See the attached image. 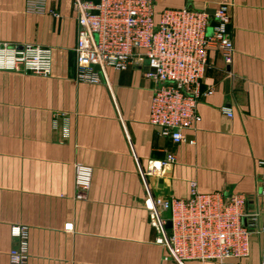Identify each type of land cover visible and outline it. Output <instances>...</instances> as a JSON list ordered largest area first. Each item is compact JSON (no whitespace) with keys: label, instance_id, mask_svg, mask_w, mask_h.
<instances>
[{"label":"crops","instance_id":"1","mask_svg":"<svg viewBox=\"0 0 264 264\" xmlns=\"http://www.w3.org/2000/svg\"><path fill=\"white\" fill-rule=\"evenodd\" d=\"M223 1L156 0L155 9L213 11ZM228 1L234 63L209 49L201 89L214 93L199 100L200 122L176 144L150 122L146 65L107 67L97 84L77 79L73 0H48L58 15L29 13L25 0H0V42L53 49L49 76L0 70V264H10L17 245L14 224L29 227L28 264H178L164 259L148 199L188 198L193 183L201 193L244 194L263 225L264 0ZM170 152L176 160L166 174L144 176L151 160L166 162ZM77 163L93 168L85 199L75 197ZM70 222L74 229L66 231ZM261 245L257 230L248 256L204 264H260Z\"/></svg>","mask_w":264,"mask_h":264},{"label":"built area","instance_id":"2","mask_svg":"<svg viewBox=\"0 0 264 264\" xmlns=\"http://www.w3.org/2000/svg\"><path fill=\"white\" fill-rule=\"evenodd\" d=\"M73 4L78 20L77 79L97 84L107 67L121 71L132 64L146 65L144 74L153 82L150 122L174 143L184 141V130L195 128L201 120L199 100L214 93V87L201 89L209 49H218L227 66L234 63L232 2L225 0L213 11L182 7L166 8L158 14L156 0H73ZM25 10L58 15L48 7V0H25ZM52 67L53 49L49 46L0 42V70L23 69L49 76ZM224 111L232 116L229 108ZM63 134L68 136L67 127ZM175 160L174 152L166 162L151 160L144 176L166 174L167 165ZM92 179V166L75 165L77 199L86 198ZM148 202L157 242L168 251L164 259L204 264L244 258L250 254L252 236L258 230L262 236L260 264H264V222L258 227L259 211L250 209L244 194L201 193L193 183L188 198L151 195ZM165 211L169 217L163 215ZM64 229L72 231L74 224L66 223ZM11 234L17 245L9 251L10 264H28V225H12Z\"/></svg>","mask_w":264,"mask_h":264},{"label":"water","instance_id":"3","mask_svg":"<svg viewBox=\"0 0 264 264\" xmlns=\"http://www.w3.org/2000/svg\"><path fill=\"white\" fill-rule=\"evenodd\" d=\"M95 68L100 69V67L98 65H96ZM171 226H172V222H171V220H169L167 223L168 233H171V230H170Z\"/></svg>","mask_w":264,"mask_h":264}]
</instances>
